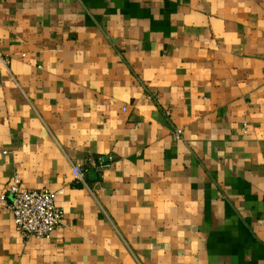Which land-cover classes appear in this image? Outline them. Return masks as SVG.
<instances>
[{
	"label": "crops",
	"instance_id": "0c3cea01",
	"mask_svg": "<svg viewBox=\"0 0 264 264\" xmlns=\"http://www.w3.org/2000/svg\"><path fill=\"white\" fill-rule=\"evenodd\" d=\"M0 53V193L65 212L0 264H264V0H0Z\"/></svg>",
	"mask_w": 264,
	"mask_h": 264
},
{
	"label": "built area",
	"instance_id": "2783aa9c",
	"mask_svg": "<svg viewBox=\"0 0 264 264\" xmlns=\"http://www.w3.org/2000/svg\"><path fill=\"white\" fill-rule=\"evenodd\" d=\"M5 62L0 53V67ZM180 134L181 130H177L176 135L180 137ZM74 172L78 182H85L87 168L84 164H74ZM0 201L9 207L16 227L25 239L50 238L64 224L65 212L57 204L56 192L47 188H26L19 176H15L0 193Z\"/></svg>",
	"mask_w": 264,
	"mask_h": 264
}]
</instances>
